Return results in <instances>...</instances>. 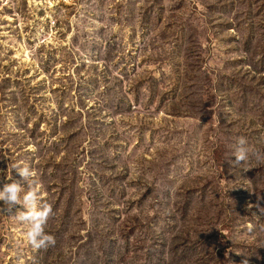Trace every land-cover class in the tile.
I'll list each match as a JSON object with an SVG mask.
<instances>
[{
	"label": "rangeland",
	"instance_id": "1",
	"mask_svg": "<svg viewBox=\"0 0 264 264\" xmlns=\"http://www.w3.org/2000/svg\"><path fill=\"white\" fill-rule=\"evenodd\" d=\"M52 1L0 0V189L56 241L16 205L0 264H264V0Z\"/></svg>",
	"mask_w": 264,
	"mask_h": 264
},
{
	"label": "clouds",
	"instance_id": "2",
	"mask_svg": "<svg viewBox=\"0 0 264 264\" xmlns=\"http://www.w3.org/2000/svg\"><path fill=\"white\" fill-rule=\"evenodd\" d=\"M245 144L246 140L241 137L237 142L238 146L234 150L233 156L235 159L230 161L231 164L240 165L248 159V151ZM13 169L16 170L20 179L8 177L11 182L6 183L0 189V212L10 215L16 205H23L27 210L18 211L15 216L20 222L29 225L26 232V240L31 248L39 251L54 246L56 243L54 236L45 232V225L53 214L52 206L41 203L40 192L34 186H30V190L24 192L23 182H28L31 177H34L35 173L27 165H16ZM22 192L23 196H21ZM259 200L260 198L258 197L255 207L261 215H264V206H261ZM241 264H249V261L245 259Z\"/></svg>",
	"mask_w": 264,
	"mask_h": 264
},
{
	"label": "trees",
	"instance_id": "3",
	"mask_svg": "<svg viewBox=\"0 0 264 264\" xmlns=\"http://www.w3.org/2000/svg\"><path fill=\"white\" fill-rule=\"evenodd\" d=\"M19 69V66H17V70ZM23 82H22V84H26V82L28 81V80H26V79H24V80H22ZM21 86V85H20ZM36 96H34V97H32V101H33V99L35 98Z\"/></svg>",
	"mask_w": 264,
	"mask_h": 264
},
{
	"label": "water",
	"instance_id": "4",
	"mask_svg": "<svg viewBox=\"0 0 264 264\" xmlns=\"http://www.w3.org/2000/svg\"><path fill=\"white\" fill-rule=\"evenodd\" d=\"M15 54H13V57L15 58V56H14ZM17 57V56H16Z\"/></svg>",
	"mask_w": 264,
	"mask_h": 264
},
{
	"label": "built area",
	"instance_id": "5",
	"mask_svg": "<svg viewBox=\"0 0 264 264\" xmlns=\"http://www.w3.org/2000/svg\"><path fill=\"white\" fill-rule=\"evenodd\" d=\"M50 1H52V0H50ZM52 2H54V0Z\"/></svg>",
	"mask_w": 264,
	"mask_h": 264
}]
</instances>
